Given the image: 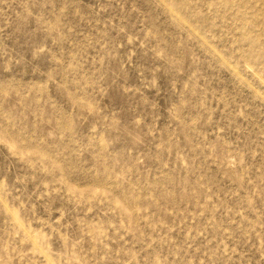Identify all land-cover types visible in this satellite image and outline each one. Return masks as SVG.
<instances>
[{"label":"rangeland","instance_id":"rangeland-1","mask_svg":"<svg viewBox=\"0 0 264 264\" xmlns=\"http://www.w3.org/2000/svg\"><path fill=\"white\" fill-rule=\"evenodd\" d=\"M0 264H264V0H0Z\"/></svg>","mask_w":264,"mask_h":264}]
</instances>
